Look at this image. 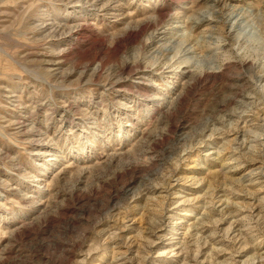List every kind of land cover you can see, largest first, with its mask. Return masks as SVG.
I'll use <instances>...</instances> for the list:
<instances>
[{"label":"rangeland","instance_id":"1","mask_svg":"<svg viewBox=\"0 0 264 264\" xmlns=\"http://www.w3.org/2000/svg\"><path fill=\"white\" fill-rule=\"evenodd\" d=\"M0 264H264V0H0Z\"/></svg>","mask_w":264,"mask_h":264}]
</instances>
